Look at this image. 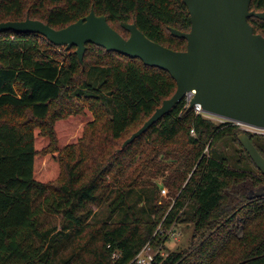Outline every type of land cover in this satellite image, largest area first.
<instances>
[{
    "label": "trees",
    "instance_id": "obj_1",
    "mask_svg": "<svg viewBox=\"0 0 264 264\" xmlns=\"http://www.w3.org/2000/svg\"><path fill=\"white\" fill-rule=\"evenodd\" d=\"M92 10L124 38L122 23H135L186 50L170 31L191 30L183 0H0V24L62 29ZM251 10L264 12V0ZM249 22L264 36V20ZM176 90L167 71L139 59L89 44L81 63L76 47L1 32L0 264H136L147 244H164L160 224L190 225L192 241L152 264H264V197L250 198L264 175L238 139L245 133L264 157V134L216 124L182 101L118 152ZM228 140L237 164L254 170L217 153Z\"/></svg>",
    "mask_w": 264,
    "mask_h": 264
},
{
    "label": "water",
    "instance_id": "obj_2",
    "mask_svg": "<svg viewBox=\"0 0 264 264\" xmlns=\"http://www.w3.org/2000/svg\"><path fill=\"white\" fill-rule=\"evenodd\" d=\"M190 14V32L170 28L176 38L185 39V51H175L149 39L135 23H122L130 34L124 38L113 29L105 15L94 10L84 18L62 29H54L39 20L0 24V33L39 34L66 51L76 47L80 62L88 45L145 65L167 71L176 81L175 94L128 138L121 152L157 124L180 104L188 92L195 91L190 108L200 105L204 112L239 126L264 131V36L257 34L249 19L264 20V12L251 10L252 0H183ZM242 147L264 175V157L250 138L241 133ZM264 197V189L250 198Z\"/></svg>",
    "mask_w": 264,
    "mask_h": 264
},
{
    "label": "rangeland",
    "instance_id": "obj_3",
    "mask_svg": "<svg viewBox=\"0 0 264 264\" xmlns=\"http://www.w3.org/2000/svg\"><path fill=\"white\" fill-rule=\"evenodd\" d=\"M212 121L216 124H222V123H228L229 122L225 119L215 117V116H212ZM241 127L250 133L264 134V131H262V130H256L254 128H250V127H246V126H241ZM216 149H217V153L219 155H224L226 158L229 159V161L233 167H237V168L248 167L249 169L254 168L250 164H248V165L247 164L246 165H238L237 164V162H236V160H237L236 150L238 148L232 143V141H230V140L224 141V142L218 144ZM162 191L164 192V194H166V190H162ZM106 216H107L106 213L101 214L102 218H104ZM59 220H60V218L58 217L57 222ZM158 231L161 234V236L165 237L166 240L164 241V244L160 245L157 249H155L152 245L147 244L151 248V250H147V251L152 253L153 255H156L159 252H161L164 255H167L169 252H172V251H180V250L186 249L191 244L193 229L190 225L177 224L175 226L173 225L169 229H166L164 226H162V224H160L156 233ZM116 253L119 256V253L118 252H116ZM113 259H115L114 256H113Z\"/></svg>",
    "mask_w": 264,
    "mask_h": 264
},
{
    "label": "built area",
    "instance_id": "obj_4",
    "mask_svg": "<svg viewBox=\"0 0 264 264\" xmlns=\"http://www.w3.org/2000/svg\"><path fill=\"white\" fill-rule=\"evenodd\" d=\"M194 96H195V91L188 92L185 95V98L183 100L185 102V108H190V104H191V101L193 100ZM193 109L196 112V114H200L203 117L212 120V115L204 112L203 109H202V107L200 105H195L193 107ZM191 134L192 135L195 134L194 130L191 131ZM147 250H151V248H150L149 245H147L146 247H144L143 250L136 256V258L134 259V262L136 264H152V262L154 261V258H155V256L157 254L156 255H153L152 253L148 252ZM113 256H114V258H116L118 255L115 252L113 254Z\"/></svg>",
    "mask_w": 264,
    "mask_h": 264
}]
</instances>
